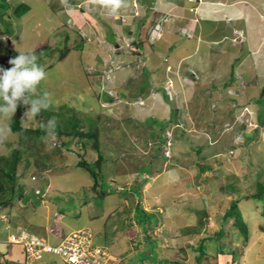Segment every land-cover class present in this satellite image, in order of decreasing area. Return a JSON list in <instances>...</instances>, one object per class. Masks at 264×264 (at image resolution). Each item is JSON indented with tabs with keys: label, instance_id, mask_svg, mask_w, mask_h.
Here are the masks:
<instances>
[{
	"label": "rangeland",
	"instance_id": "1",
	"mask_svg": "<svg viewBox=\"0 0 264 264\" xmlns=\"http://www.w3.org/2000/svg\"><path fill=\"white\" fill-rule=\"evenodd\" d=\"M19 5L29 11L16 18ZM26 50L45 67L35 95L50 106L21 125L71 115L91 135L19 140L0 114V157L21 148L29 196L0 209V239L84 230L103 264H195L201 252V264H264V203L247 199L264 184V0H122L115 12L105 0H0V66ZM235 200L246 241L222 221ZM41 256L30 264H64Z\"/></svg>",
	"mask_w": 264,
	"mask_h": 264
},
{
	"label": "trees",
	"instance_id": "2",
	"mask_svg": "<svg viewBox=\"0 0 264 264\" xmlns=\"http://www.w3.org/2000/svg\"><path fill=\"white\" fill-rule=\"evenodd\" d=\"M6 6L9 9V3L7 4V2H6ZM4 9H5V11L6 10L9 11L7 8H4ZM28 11H29V7L27 5H19V6L15 7V9L13 11V13H14L13 15L16 18H20L23 16V14L27 13ZM157 14L154 12V17H156ZM136 45L138 47L140 46V44H136ZM41 50L42 49L40 48V45H39L38 48L36 49V51H41ZM44 50H46V49H44ZM10 67H11V65L9 63L5 66V68H10ZM261 96H264V88L261 91ZM258 102L259 103L261 102L262 104L264 103L262 99L258 100ZM27 107L28 106H26V105H19L17 107L15 115L12 116V122L10 124V131L14 134H17L18 137L20 138L19 140L23 139L24 136H28L30 134L35 135V137L38 140H40V139L44 138L48 133H51V132L53 134H55V136H57L58 138L65 136V137H68L70 139L75 138V137H78V138L90 137V135H91V134H88V135L87 134H81L80 132H78L77 122H75V121L73 122L71 115L67 116L66 122H63V124L54 123L53 128H49L48 126L45 128H43L42 126H39V127H37V129H34V130H30L28 128H25L24 126L21 125V123H22L23 113L25 112ZM63 108L64 107H62L61 109H63ZM45 114L47 115V113H45ZM69 130H71V131H69ZM65 144L68 145L69 143L66 142ZM20 149L21 148H19V147L17 149H15L9 157H4V156L0 157V209H5V208H7V209L12 208L13 209V207H14V201L13 200L15 197H20L21 200L22 199H24V200L29 199L28 195H26V196L22 195L24 190H23L21 185H18L16 183L17 182V178L15 176L16 166L22 160ZM93 149L96 151L98 150L96 141L93 143ZM102 160H103V157L101 155H99L97 158L96 166H99L100 163L102 162ZM77 166L80 168H83L85 171H87L91 177H93V178L99 177L100 180L102 179L101 175L95 172V169H94L95 165L88 164L85 161H80V162H78ZM7 193L10 194L8 199L5 196ZM101 193L102 194L99 193L98 195L104 197L105 193H103V191H101ZM33 195L35 197H39L38 195H36L34 193H33ZM247 199H253V200L260 199L264 203V184H258L257 193L254 196L253 195L247 196ZM237 202H236V200L231 201V203H230L231 205L225 211V213L222 217V221L226 222V221L232 219L233 220L232 228L237 230V233L235 235V239L242 238L243 241H246L247 227H246L245 223L243 222L242 213L237 208ZM12 209H10V210H12ZM139 211H141L145 215L148 214L149 218L152 217L151 214L147 213L146 211H143L138 206V207H136L135 213L138 215ZM134 220L137 221V223H141L144 219H142V220L134 219ZM65 235L66 234L63 233L59 237L56 236L53 239L54 242L52 244H58L65 237ZM223 237H224L223 230H219V232L217 233V239L223 238ZM17 247L22 250V257L24 259L23 249L19 246H17ZM201 248H202V245H199L197 247V250H201ZM202 257H203V253L201 252V254L195 258V264H200ZM115 263H117V262H115ZM112 264H114V263H112Z\"/></svg>",
	"mask_w": 264,
	"mask_h": 264
},
{
	"label": "clouds",
	"instance_id": "3",
	"mask_svg": "<svg viewBox=\"0 0 264 264\" xmlns=\"http://www.w3.org/2000/svg\"><path fill=\"white\" fill-rule=\"evenodd\" d=\"M105 6L115 12L122 6V0H105ZM18 53L17 56L8 61L11 65L10 68L0 66V114H11L14 116L19 105H26L28 107L23 113L22 120L32 121L42 110L50 106V100L47 94L35 95L38 85H40L41 81L45 80L47 72L45 67L37 62L38 57L34 50L18 51ZM48 127L53 128L54 121H49ZM35 179L34 177L31 178L33 182ZM39 194L40 190L37 189L36 195ZM16 233L11 232L8 239L10 235ZM8 239L7 242L10 246H18L9 243ZM95 245L103 250L104 258H108L105 248L98 244ZM214 262L219 264H235L230 261L224 263L213 261L210 264ZM23 263L24 259L20 264Z\"/></svg>",
	"mask_w": 264,
	"mask_h": 264
},
{
	"label": "built area",
	"instance_id": "4",
	"mask_svg": "<svg viewBox=\"0 0 264 264\" xmlns=\"http://www.w3.org/2000/svg\"><path fill=\"white\" fill-rule=\"evenodd\" d=\"M166 157L169 158L168 142ZM165 157V158H166ZM82 231V232H81ZM84 230L69 232L58 244L43 242L37 236L20 231L9 237V243L18 245L24 252V263L30 264L44 254L58 256L64 264H103V250L93 242V236ZM213 264H219L214 262Z\"/></svg>",
	"mask_w": 264,
	"mask_h": 264
},
{
	"label": "crops",
	"instance_id": "5",
	"mask_svg": "<svg viewBox=\"0 0 264 264\" xmlns=\"http://www.w3.org/2000/svg\"><path fill=\"white\" fill-rule=\"evenodd\" d=\"M210 11L211 12H209L208 14H207V12H205L204 17L206 16V17H211V18L214 17L215 18L216 12L213 14V10H210ZM9 234L10 233H8L7 238L5 240L0 239V247L3 244V245H7V247L10 248V245L7 242ZM8 248H6V249L0 248V264H20V263H22V260H23L22 250L18 247L17 248L14 247L11 250H9ZM14 261H16L17 263Z\"/></svg>",
	"mask_w": 264,
	"mask_h": 264
}]
</instances>
